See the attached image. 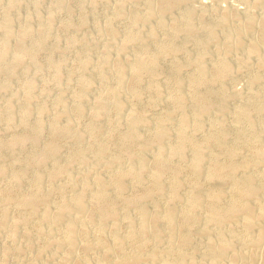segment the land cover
<instances>
[{"label": "bare ground", "instance_id": "bare-ground-1", "mask_svg": "<svg viewBox=\"0 0 264 264\" xmlns=\"http://www.w3.org/2000/svg\"><path fill=\"white\" fill-rule=\"evenodd\" d=\"M8 1L10 2L4 9V12L0 14V33L2 34V37L0 36L1 37L0 73H4L6 76L3 79L2 85L7 80H10V78L14 76L16 72L18 71L20 72L25 67H27L26 64L28 63H30V65L28 64V66L31 67V70L33 71V73L35 72L36 75L39 73L41 74V72H43L44 70L46 71L52 70L56 75L53 80L54 85H60L61 83L64 84L65 82L69 83V80L73 78L70 75L72 72L69 73V75L65 76L64 78L62 77L63 78L62 81L57 78L58 69L64 64V62H66L67 60L66 56L60 55L56 59L51 58L47 62L45 61L46 63L44 62L43 63L44 65L43 64L37 65L36 62L34 61L35 56H37L38 53H41L43 50H45L46 39L50 38L53 41V45H52L53 47L59 46L57 42L58 39L55 34L57 33L55 31L56 29L55 30L53 29L55 26L52 27L50 25V21H51L52 11L55 10L54 8L60 5V2L62 0H51V2L49 1L50 3L46 8V10H44V12L40 14H36L32 12L31 8L37 4L36 2L33 3V5L26 8L21 14H18V16L22 15V18L24 15V18L22 19L23 21L22 24L19 27H17V29L14 28L15 30L12 29V21L14 20L16 15L15 16L13 15L14 17L12 16V14L15 13V11L11 14L10 12L12 11H10L11 10L10 6L17 3L19 0H8ZM87 1L90 2L92 0H83V1L79 0V3L77 4L78 6L76 7L75 10L76 14L80 17L79 19L81 24L84 23L83 11L85 9ZM123 1L124 0H116L112 2L113 4L111 5L112 6L111 8L113 9V12L112 13L110 12L111 14L110 13L106 14V17L104 16L102 18L101 21H103L104 19L105 21L104 23L99 20L100 18H98L97 16L98 14L96 15L97 17L92 18L93 24L99 28V34L102 38L104 37L107 40L115 37V33L117 31L116 28L114 27L115 25L113 24V21L117 18L118 14L120 13L117 8V5ZM179 2L181 3L183 1L160 0L157 3V5L155 4V8L149 6V7H145L142 11H137L136 9H132L131 12L129 11L132 15L133 22L131 26L126 27L123 35L121 34L122 38L116 44V47L114 48L115 53L113 54L118 56L121 48H124L123 46H125V44L128 45L133 44V46L135 44L136 51H134V54L132 55L131 59H129L131 61L128 66L126 65L123 66L122 63H124V60L121 58L123 62L119 63L118 61H116L117 59H115L114 61L117 62L116 64H112L113 61L111 59L112 61L111 65H114L113 67H111V65L108 63V57H109L108 54H102L100 56H97V58H94V54H92L93 58L89 56H79V54L76 55L79 60V61L77 60V62H79L78 64L79 67H78V71H76L77 74L76 76H78L79 79H78V88L75 89L76 91L74 92L72 98H79V97L82 98L83 93L85 92L84 91L85 86L90 84L89 80L91 81V79H89L86 75H84V69L87 68V65L90 64L92 65V67L95 66L96 70H98V72L101 73L100 77H98L97 75L99 73L95 74V76L101 79L100 82L101 87L100 84L98 83L100 88L104 89L108 86L107 84L109 83L105 81L108 80L109 78L110 80L112 79L115 81V86L111 87L108 93L110 94L111 97L110 102L114 106V109H118L123 101L119 87L120 85H122L123 83L122 80L127 73H130V75H133L134 77H132V79L130 78L131 81L129 80L130 82L128 83V85H124V86L125 87L127 86L128 88L126 89L127 91L129 90V92L131 93L136 92L137 90L136 88L139 83V77L137 76H139L141 72L142 73L145 72L148 74L153 73V71H155L156 68L158 67L157 59L160 53L161 54L167 53L171 55L180 52L186 53L187 49L185 48V41L186 40L189 41V39L192 40L193 43L195 42L197 45L196 48L197 51L195 55H193V58H191V60H189L188 62L194 68V73L192 71L193 74L192 76L190 75V77L195 82V85L198 86V87L196 86V88L194 87L195 89L191 94V99L193 100L199 97H203L206 99V104L204 102L205 105H203L201 108L196 109L194 107L192 110L193 113L191 115L193 116L200 115L203 112V109L207 108L209 105H212L216 102L218 103L220 98L226 97L227 93H226V88L224 87H218L219 89L217 91H214L212 87H209V86H213V84H210L207 88L200 87V85L203 84L206 79L205 67L203 64L204 62H202V57L205 54L206 44H209V42L212 41L213 39V32L210 29V25L204 21H200L198 25L194 24L190 17V11L188 10L185 11L186 13L184 12V15H182L183 17L181 18L170 17L168 21L164 20L163 18V15L165 13H169L171 8L175 9V7L179 5ZM154 3H152L153 6ZM71 10L68 9L67 14H70ZM61 11L63 12L62 9ZM107 12L109 11L107 10ZM101 14L103 15L104 13H102L101 11L100 17ZM245 15L247 16L243 17V22L240 20L242 23L238 27L236 26L238 29L242 31L247 28L249 20H251L249 14L246 13ZM150 19L152 21L151 26L148 27L147 30L145 31L144 30L140 31L141 28L134 25L138 21L140 22L142 20H146L147 22V20ZM33 21L34 24L36 25V27L34 28L31 26L30 23ZM72 23L73 22H71V20H69L68 18H63L59 22V25L57 26H59V29L60 28L65 29V28H69L72 25ZM100 23L102 26L100 25ZM50 26L55 32L54 31L51 32L52 29L50 30ZM155 29L160 30L159 31L160 34H158L157 36L155 35L154 32ZM262 29L261 30L259 29L258 30L259 32H257L259 36L258 43H255L257 39H255L254 37L253 38L256 41H253V43L249 40L251 43L247 48L248 52H252V54L255 57H257L258 54L262 51V49H264V31ZM167 30H170V32H168ZM235 31L236 32L233 33V36L236 38V41H238L236 37L238 35L237 33L238 31L237 29ZM196 33L200 34V35L198 34L199 37L196 35ZM176 34H180L181 35L180 38L182 39L178 43L175 41V38L173 37V35L176 36ZM231 38H227V40L224 39L226 41L224 42V44L222 43L221 44L226 46L227 48V46H230L233 42H236L233 41L234 39L232 40ZM8 39L13 40V42L11 41L13 44L12 45L9 44L10 47L9 45H7V42L5 41ZM28 39L31 40L30 45L28 43H27L28 45L25 43V41ZM78 41L81 44H86L90 42L89 39L78 38L76 34L70 32V35H68L66 38V42L64 46L65 49L72 48ZM151 42L155 43L156 47L154 48V50H153L154 45L148 44ZM137 44L139 46V47L137 46L138 48L136 47ZM150 45H152L151 48L152 51L148 48V46L150 47ZM217 49L220 50V54L218 52L219 57L217 56L218 58L216 60L217 73L214 77L215 82L216 81L219 82L224 77L230 75L232 71V66H231L232 64H230L226 56H224L223 53L224 49L221 46L217 47L216 50ZM108 53L110 54V52ZM85 55L87 54L85 53ZM244 57L243 58L240 57L242 59H239L238 61L239 63H241L243 67L248 65L247 64L248 61L246 62V59H244ZM185 63L183 61L181 63H176L173 69L175 68L180 69V67L186 65ZM255 65H257L258 68L262 67L263 65L262 60L257 58ZM87 75L89 76V73H87ZM31 77H28V79L26 78L27 80H25L26 82H24L25 93L24 94L21 93L24 97L22 96L23 98L22 101L18 103L17 107H15V108L19 107L18 108L19 110L21 108L22 112L19 111V113L21 114L19 115L18 122L15 121L14 119V121L17 122V124L15 130L13 131V133H11L13 136L12 140L7 143L2 142V137L0 136V157L1 156L7 157L8 155L15 154V151L21 152L22 155L30 152L33 153L35 148H37L35 147L37 146L36 145L37 141L40 140V136L41 134H43L42 133L43 130H45L44 129L45 127L42 125L40 121V116L43 114V112L47 108L46 106H49V104L46 106L43 105H38L37 107L34 106L35 109L32 108V112L33 111L35 112L36 117L34 116L33 113L32 114L34 116L33 119L35 118L34 121L29 120L30 115L28 114V112L30 109L26 106H29L28 104L29 99L35 95L32 94V90L35 88L34 87L35 79L33 80ZM127 78L128 77H126V79ZM51 79L52 78H50V81ZM40 82L41 81H39V84ZM39 84L37 83L38 86ZM173 84L171 85V87H168L170 90H173L174 87ZM149 85H151L152 89L156 90L157 87L156 82L151 81ZM139 86H141V84ZM0 87H1V83H0ZM250 87H247L244 91L245 94L249 96L248 97L249 100L247 102L234 106L235 107L234 111L232 110L233 116L231 119V123L229 125L232 124L236 128L240 127L239 129H241V126L243 127L241 131L237 133L235 131L236 134L234 140H232L230 143H227L225 141V136L228 132L223 128H221L222 126L218 127L216 120H211L206 128H203V125L201 126L199 122H198L199 124L195 123L196 132L202 131V133L204 132L205 134L204 136L205 139L203 138L204 140L201 141L200 145L202 144L203 147L211 144V146L213 147V149L210 150L209 148L207 149L206 146L207 151L205 152L202 150L203 148H201L200 146L198 145L194 146L193 138L191 139L188 138L186 140L180 138V140H178L175 144L173 143L170 144L166 138L167 136L165 135L167 133L166 130H165V134L163 133L164 130L161 131V134L158 131L160 135L158 134L154 138L149 139V141L150 140H152V142L154 141L153 149H155L156 152L154 162L152 163L153 167L150 166L151 169H147L144 162L142 161L141 156L138 155L139 152L137 154L136 152L137 150H134L133 148L135 142L142 138L143 131L140 132L141 131L140 128L142 126L143 127L145 126V118L143 115L144 113H142V111L141 112L136 111L137 109L131 112L128 111L126 117L123 118V121L126 124V128H125L126 132L124 133V135L122 136L120 135V137H118L119 136L118 135L115 140L113 138H110L111 134L109 133L110 131L108 129H104V131H101L99 126H97L96 124H92L91 127H89V129L86 130L88 132V135H90L91 138H96V136L98 137L99 135L101 136L99 140L96 139L91 141V143L88 144V147H86L87 149H91V151L93 152L91 156V160L93 163L94 162H96L97 164L105 163L106 165L110 164L111 166L112 163H116L121 158V154H122L121 150H128V152L125 153L127 154V157H129V161H127V164L122 168V170H120L121 168L120 169L112 168L111 172L115 176V180L113 182H109L108 180L103 179L104 177L103 178L99 177L97 175L98 173L96 174V172H94L93 166L95 165L91 163L89 166H87V168L84 171L80 173L79 177L72 178V175L69 172V165L73 162L76 163L77 161H80L82 159L81 153L74 154L66 161V163L63 164L58 163L57 164L58 167L52 170L51 172L49 170V173H47L45 176L43 175L44 177H42L37 170L35 171V169H37V166L39 164L40 165L43 164L44 160L50 159L54 161V159L59 156L61 148L55 145L54 140H57L58 138L70 139L71 143L75 145L74 148L80 145L81 137H79L77 133L78 129L76 130L75 128H73L72 124L74 123L72 121L81 117L83 113V109L77 106L76 104H74L73 106H69V105L67 106L68 102H66L63 96L60 94L54 96L55 97V98L53 97L54 101L53 99L52 100L50 99V101H53V103L52 105L49 106V109L51 108L53 113V118L51 119L52 122L50 124V130H52L51 133L52 137L50 139V143H48L40 153L35 155L32 161L28 164H23L19 159L21 157L14 158L12 163V168L10 169L9 173L7 172L8 176H5L7 177V181H5V183L3 182L0 184V191L4 193V196L0 198V228L6 222H9V221L5 222L6 217H4L7 212V209H11V211L12 209H14L22 214L17 221L22 225L23 231L27 229L26 224L28 222L30 223L31 221H36L39 227V232L36 236L37 239H39L40 237L44 238L47 234H49L51 230L55 229V227L57 230L58 224L61 223L62 225L60 226L61 227L60 242L61 245L64 244L67 247V249H65L64 252L58 251L61 253L62 256L58 254L61 256L60 259L58 258L59 256L58 257L56 256L59 259V260L57 259L56 264H62L63 262L65 263L72 257V256L70 257L69 255V249L71 248V245L74 244V242H76L77 240L80 242V245L78 246H80L82 252H89L91 250L93 252V249H97V248L104 249L109 253L111 251L113 252V253L111 252L114 256V258L112 259L114 260L113 262L111 261L109 262L106 260L108 259L107 258L109 256L108 255L106 259H102L98 257L95 259V261L93 259V262L87 259L83 262L84 264H191L195 261L194 260L195 254L193 247L196 246L199 247V245L204 247V250L202 249L203 250L202 256L204 255L208 259L212 260L216 258L218 259L221 256H224L226 252H229L230 248L233 246L232 242H235L234 240H239L240 243L242 242L241 244L245 243L249 246H258L259 244L260 245L263 244L264 232L262 230L264 229V227L261 228L260 225L262 226L264 225V196L262 195L263 197L260 198L259 192L260 193L262 192V194H264V168L263 170L259 171L261 169L259 165L260 167V169H258L259 172H255V171L250 172L248 171L249 169L248 170L246 169V167L248 165L257 166L263 161L264 158V151L261 152V151L253 150L254 147H257L256 145H259V143L262 141L261 131H264V104H263L264 102L263 103L260 102V99L258 97V92L253 90L254 88L251 89ZM261 87L263 88V86ZM17 92H21L20 89ZM17 92L3 96L4 98L6 97L4 101L6 102L14 97L19 96L20 93L18 94ZM36 92L39 93V90H37ZM36 98L37 97H35V99ZM85 101L84 103H86ZM175 101L177 102L180 111V118H179V123L177 125L178 126L177 132L178 135L181 136L184 133L185 129L187 128V124H188L187 119H189L187 114L189 113L186 112L187 110L181 103L182 100L178 95L175 97ZM105 103L97 101L96 103L92 104L93 107L90 108L89 110H91L93 119H96L99 115L105 112L107 108L106 104L108 102L106 104ZM251 112L254 113L253 116L256 114V116L258 115V117L262 119L263 122L262 128L257 127L256 123L254 124V122L251 120ZM14 113H16L14 110L11 109L5 110L0 115V121H3L5 123L11 122L13 118L18 115ZM117 117H111V123L114 126V128H116V132L119 125L121 124V120ZM165 120L166 119L164 118L162 122H164ZM227 126L226 129L228 128ZM229 132H231L230 134H232L233 131L229 130ZM115 133L113 132L112 135ZM117 133L122 134L121 132H117ZM111 139H113L112 143H111ZM160 140H163V142L160 143L161 145L159 146V144L157 143H159ZM240 141L242 142V146L240 145L241 144ZM81 142L82 144L84 143L83 141ZM110 143H111V147L108 146V144ZM146 144L149 145L150 143L146 141ZM166 148L169 149L168 157L171 159L177 158L175 160L178 161L180 158L184 157L183 153L185 150H187L185 148H191L193 153L192 157L190 158V161L188 162V166L185 167L188 169V172H186V176H188L191 183L189 187L185 190V192H183L182 195L180 196H178L179 193L177 194V188L180 186V183L178 181L179 178L178 180L176 179V174L178 173L176 172L173 173L170 181H168L169 183L167 186L165 183L166 187L163 186L164 184L161 183L163 181H160L162 177L161 175L163 174L162 171L163 168H161L162 166H160L158 160L165 153L164 151H167ZM219 149L225 151L226 153L225 160L219 163L214 160L215 157H211L213 160L211 161L208 170L202 171V169H200L201 166L200 163L203 155L206 152L209 151L215 152L216 150ZM248 152L251 154H249ZM164 155L165 157H167L166 153ZM241 155H243L244 157L246 156L245 159L247 161L246 160L245 161L242 160L239 162L236 161L238 157H241ZM12 157H16V156L13 155ZM56 161L57 160H55V162ZM251 170H253V168H251ZM3 172H4L3 167L0 165V176L3 174ZM59 175H62L63 178L58 182H54V180ZM89 175H91L93 179L89 178ZM144 176L145 177L147 176L148 187L144 189V192L141 193L140 196L138 195V197L125 198L123 200L119 199L122 196L125 186L128 187L130 184L131 188L132 187L140 188L139 186L143 182L142 179ZM18 179H23V181L27 180L29 185L28 190L27 189L25 190L23 188L24 186L26 187V184L25 185L23 184L24 185L23 187L21 185L19 186V184L17 183H16L17 185H15V182ZM125 181H128L129 184L125 185L124 184ZM224 184L225 186L227 185V189H228V196L226 200L223 199L225 196L223 191L220 189L221 185ZM90 185L91 187L93 186V188H92V193L91 194L89 193L88 195L86 192H88V188ZM70 188H75V189H73V193L71 195L69 194V196H66L65 192ZM199 188L202 189H200L199 191ZM3 193H0V195ZM85 193L88 196H90L88 197L90 201L91 199H96L98 201H101L102 203L109 202L110 204L107 203L109 205L101 206L95 211H92L93 209L87 207L85 203L86 201L87 202L89 201L88 199H86L85 201L84 199V196L86 195ZM52 194L53 195L57 194L58 196L56 201H52L54 203L49 202L48 199V197ZM161 194L165 195L167 199V201L165 202L166 205L163 207V209H161L160 206L156 207L155 203L154 205L153 204L149 205V207L153 208L154 210L153 211L154 213L151 216L150 214L147 213V209H146L147 205H145V202H148L149 200L154 199L156 195H161ZM202 199L204 200V204L200 203V200ZM222 200H224V202ZM173 202H175L177 204V207L181 208L182 210L181 211L182 216L178 222L176 221V223L173 222L174 219L173 217L176 216L175 215L176 210L172 207L173 205L171 206V203ZM203 208L205 215L199 221V219L198 220L196 219L195 215H197L196 213L198 211L203 210ZM91 216H95V219L93 221L94 227H92V229L91 228L89 229L87 228L88 226L86 227L84 226L83 220L88 219ZM238 222L241 228V230L240 229L238 230L242 231V235L239 237L237 235V227H232V226L230 227V225L232 224L235 225L236 223L238 224ZM120 223L121 224L124 223L125 226V230L122 233L118 231V226ZM86 224L88 223H85V225ZM88 225H91V222ZM18 228L19 227H17V229ZM4 230H5L4 232L7 233L6 236L11 237L13 232L15 231V223L9 224L7 227H5ZM252 230H254L255 233H253ZM194 231H197L199 235L201 234L200 236L202 237L199 238L200 236L199 237L195 236V238L198 237L199 239L197 240L194 239L193 236ZM96 235L97 237H95ZM6 236L5 239H7ZM14 239L16 238L14 237ZM137 239L139 240L141 239V242L140 243L137 242L138 243L137 245L130 246V244H133L132 242H135ZM15 242L17 244V241L14 240V243ZM191 244L193 246H190ZM5 245L8 246L7 243H5ZM9 247L11 246H8L7 248ZM51 247L56 248L58 246L57 244H54L50 240L43 242L42 245H39L36 248V251L33 250L35 251V254H34V259L32 258L33 260L31 261H33L35 264V259L41 255L42 251L45 249L46 250L52 249ZM7 248L5 249V251L7 250ZM238 256L244 261V264H253L255 260H260L261 262L260 264H264V248L258 253L249 250L248 252H243L239 255H236V257ZM3 263H6V261L3 262V260L0 259V264ZM44 264H47V262Z\"/></svg>", "mask_w": 264, "mask_h": 264}, {"label": "rangeland", "instance_id": "rangeland-1", "mask_svg": "<svg viewBox=\"0 0 264 264\" xmlns=\"http://www.w3.org/2000/svg\"><path fill=\"white\" fill-rule=\"evenodd\" d=\"M49 1L51 2V0H19L17 3L10 6V9H11L10 11H12L10 13L12 14L14 11L16 13V14L15 13L12 14V16L16 15L14 20L12 21V29L13 30L17 29V27H19L23 22L22 19L24 18V15L22 18V15L18 16V14H21L26 8L30 7L35 2L37 4L31 8L32 12H34L36 14L43 13L44 10H46V8L48 7V5L50 3ZM113 1H116V0H92L90 2L87 1V4H86L87 7L85 6V9L83 11V19H84L83 24L80 23V19H79L80 17L76 14V11H75L76 7L78 6L77 4L79 3V0H75V1L74 0H62L60 2V5L57 6L56 8H54L56 11L55 10H53L54 12L52 11L50 25L52 27L55 26L53 29L54 30L56 29L55 31L59 34L58 35L57 33H55L57 36V39H58L57 42H58L59 46L53 47L52 46L53 41L50 38L46 39L45 40V50H43L41 53H38L37 56H35L34 61L36 62L37 65H41L45 61L47 62L51 58L56 59L60 55L66 56L67 57L66 62H64V64L58 69L57 78L62 81V79L65 76L69 75V73L72 72L70 75L73 78L71 80H69V83L68 82L67 83L65 82L64 84L61 83L62 86H61V84L60 85H54L53 80H54V77L56 75L52 70H47V71L44 70L43 72H41V74L39 73L40 75L39 74L36 75V73L35 72L33 73V71L31 70V67L28 66V64L30 65V63L26 64L27 67H25L22 71L16 72V74L14 76H12L10 78V80H7L3 85H2V82L6 76L4 73H0V83H1V87H0V95H1L0 96V112L1 113H0V115L2 114V112H4L7 109L14 110L16 112L14 114H16V115L18 114L17 116L14 115L16 118L14 117L13 120L9 123H7V122L5 123L3 121H0V136L2 137V142H5V143L10 142L13 138L11 133H13V131L16 128V124L18 122L19 115L21 114V113H19V111L22 112L21 108L19 110L18 109L19 107L18 108H15V107H17L18 103H20L23 99L22 94L25 93V89H24L25 83L24 82H26L25 80H27L28 77L32 76L31 78L33 80L34 79L37 80V81L34 80V83H35L34 87L35 88L32 90V94L33 95L35 94L36 96L34 95L32 98H30L29 103H28L29 106H26L30 109L28 112V114L30 115L29 116L30 121H34L35 118L33 119V117L34 116L36 117L35 112L34 111L32 112V108L35 109V107H37L38 105H43V106H46L48 104H49V106L52 105L54 98H55L54 96H57L59 94L63 96V98L66 100V102H68L67 106L68 105L73 106L74 104H76L77 106H79L83 109L84 114L82 113V115H84V116L81 115L80 118L74 120L75 122L72 121L74 123V124H72V126L76 130L78 129L77 133H78L79 137H81L80 140L83 141L85 144L84 143L82 144V142L80 141V145L81 144L82 145L76 146L74 148L75 145H73L71 143L70 139L58 138L57 140H54L55 145H57V147H60L61 151L59 153V156L57 157L58 159L55 158L54 161H52L50 159L49 160L46 159L47 161L44 160V162H43L44 165L39 164L37 166V169H35V171L37 170L42 177H44L47 173H49V170L51 172L52 170L56 169L58 167L57 166L58 163L59 164L66 163V161L71 156H73L76 153H81L82 159L80 161H77V162L75 161L76 163L73 162L69 165V172L72 175V178L73 177L74 178L79 177L80 173L82 171H84L87 168V166H89L91 163V164L95 165V166H93L94 172H96V174L98 173L97 175L99 177H101V178L104 177L103 179L108 180L109 182H113L115 180V176L111 172L112 168L113 169H115V168L120 169L121 168L120 170H122V168L127 164V161H129V157H127V154H126L128 152V150H121L122 151L121 158H120L121 160L119 159V161H117L118 163L117 162L112 163L111 166H110V164L106 165L105 163L104 164L103 163L97 164L96 162L93 163L91 160V156H92L93 152L91 151V149H87L86 147H88V144H90L91 141L96 140V139L99 140L101 138V136L99 135L98 137L96 136V138H91L90 135H88V132L86 130L89 129V127H91L92 124H96L97 126H99L101 131H104V129H108L110 131L109 133L111 134L110 138H113L115 140L118 135H119L118 137H120V135L122 136L126 132V129H125L126 124L123 121V118L126 117L128 111L131 112V111L137 109L136 111H140V112L142 111V113H144L143 115L145 118V126L144 127L142 126L140 128V130H141L140 132L143 131V134L141 133L142 138L135 142V144L133 145V148H134V150H137L136 151L137 154L139 152L138 155L141 156L142 161L144 162L147 169H151V167H153L152 163L154 162L156 152H155V149H153L154 148V141L153 142H152V140L149 141V139H152L155 136H157L159 134V132L161 134L162 130H164L163 131L164 134H165V130H166L167 133L165 135L167 136L166 138L170 144H172V143L175 144L178 140H180V138H183L185 140L188 138L189 139L193 138L194 146H197V145L200 146L201 148H203L202 150L205 152V151H207L208 148L210 150H212L213 147L211 146V144L206 145L207 146V149H206V146L202 147V144L200 145L201 141L205 139V137H204L205 134H204V132L202 133V131L196 132V128H195L196 124L195 123H197V124L200 123L201 126L203 125V128H206L209 125L211 120H216L218 127L222 126L221 128H223L224 130H226L228 132L225 136V141L227 143H230L232 140H234L235 134L237 132L241 131L243 128L242 126H241V129H239L240 127L239 128L237 127L239 129L238 130L235 126H233L232 124L231 125H229V124L231 123V119L233 116L232 112L234 111V108H235L234 106L241 104V103H244V102H247L249 100V98H248L249 96H247L244 92L245 89L247 87H250V86H251L250 87L251 89L254 88L253 90L258 92V97L260 99V102H262V103L264 102V92H263L264 91V49H262V51L258 54L257 57H255L252 54V52H248V49H247L251 42L253 43V41H256L255 39H257V41L255 43H258V40H259V38H258L259 36L257 33V32H259L258 30L259 29L261 30L263 28L262 30L264 31V0H181L183 2H181V3L179 2V5H177V7H175V9L171 8L172 11L170 10L169 13H165L163 15L164 20L168 21V19L170 17H174V18L175 17H177V18L183 17L182 15H184V12L188 10V11H190V17H191V20L194 24L198 25V23L200 21H204L210 25V29L213 32V39H212V41H210L211 43L209 42V44H206L205 54L202 57V62H204L203 64L205 67V74H206L207 81L205 79V82L203 84H201L200 87H203V88L206 87L207 88L210 84H213V86H209V87H212L214 89V91H217L219 89L218 87H224V88H226L227 96L224 97L225 99L220 98L218 103L216 102L212 105H209L207 108L203 109V112L200 115H196V116L191 115L193 113L192 110L194 107L197 109V108H201L203 105L206 104V99L203 97L195 98L193 100L191 99V94L193 93V91L197 85H195V82L190 77V75L192 76V74L194 73V68L188 62H189V60H191V58H193V55H195V53L197 51L196 50L197 45L195 42H194L195 43L194 44L193 41L190 39H189V41H187V40L185 41V48L187 49L186 53L180 52L177 54L175 53L173 55L167 54V53H162V54L160 53L158 56V59H157L158 67L156 68V70L153 71V73H149V74L145 73V72H143V73L141 72L142 75L140 73V75L137 76V77H139V83L137 85L136 92L131 93V92H129V90L128 91L126 90V89H128L127 86L126 87L124 86V85H128V83L131 81L130 78L132 79V77H134L133 75H130V73H127L125 76L128 77L127 78L128 81H127L126 77L124 76V78L122 80L123 83L119 87L120 94L122 95L123 101H122V104L119 106L118 109H114V106L110 102V100H111L110 94L108 93L109 89L111 87L115 86V81L112 79L110 80V78H109L108 80L105 81V82L109 83V84H107L108 86L104 89L100 88L101 87V83H100L101 79L98 77H100L101 73H99L98 70H96L95 66L92 67V65H90V64L87 65V68L84 69V75H86L89 79H91V81L89 80L90 84L85 86V89H84L85 92L83 93L82 98H80V97L79 98H72L74 92L76 91L75 89L78 88V79H79V77L76 76L77 75L76 71H78V67H79V65H78L79 62H77L78 58L76 55L79 54V56H89V57L93 58L92 54H94V58H97V56H100L102 54H108L109 55L108 63L110 65H111L112 61H113L112 64H116L117 63L116 61H118L119 63H122L124 60V63H122L123 66L124 65L128 66L130 61H131L129 59H131L132 55L134 54V51H136L135 44H134V46H133V44H131L132 46L130 44L129 45L125 44V46H123L124 48H121L118 56L113 55V54L115 53L114 48L116 47V44L122 38L121 34L123 35L126 27L131 26V24L133 22L132 15L130 12L132 9H136L137 11H142L145 7H149V6L155 8V4L157 5V3L160 0H148V1H145V0H136L135 1V0H133L134 2L132 0H124L123 2L118 4L117 8H118L120 13L118 14L117 18L113 21V24L115 25L114 27L116 28L117 32L115 31L116 32L115 37L110 38L111 40L110 39L106 40V38H104V37L102 38L100 36L99 28L93 24L92 18L98 16V18H100L99 20L101 21L104 16L106 17V14H109L110 12L112 13L113 9L111 8L112 7L111 5L113 4L112 3ZM9 2L10 1H8V0H0V11H1L0 14H2V12H4V9L6 8V6L8 5ZM152 3H154V6ZM63 7H64V9H63ZM71 8L75 13L71 10ZM61 9L63 10V12L61 11ZM68 9L71 10L70 14H67ZM107 10L109 12H107ZM101 11L104 14L103 15L101 14V17H100ZM246 13L250 15L251 20H249L247 28L242 31V30L238 29L237 27L243 22V17L247 16V15H245ZM65 14H66V16H65ZM63 18H68L73 23L69 28H65V29L60 28L59 29V26H57V25H59V22ZM19 20H20V23H19ZM143 21H144V23H143ZM75 22H76V24H75ZM101 22L104 23L105 22L104 19ZM30 23H31V26L33 28L36 27V25L34 24V21L30 22ZM151 23H152V21L150 19V20H147V22H146V20H142L140 22L138 21L134 25L141 28L140 31H143V30L145 31V30H147L148 27L151 26ZM138 24H140V25H138ZM33 25H35V26H33ZM100 25H101V23H100ZM51 26H50V30L52 29ZM53 29L51 30V32L54 31ZM236 29L238 31L237 32L238 35L236 36L238 41H236V38L233 36V33L236 32L235 31ZM58 30H60L61 32ZM96 31H97V33H96ZM159 31H160L159 29L154 30L156 36L158 34H160ZM167 31L170 32V30H167ZM70 32L76 34L78 36V38H87L90 40V42H88L86 44H81L78 41L72 48L65 49L64 46H65L66 38L68 35H70ZM75 32H77V33H75ZM157 32H159V33H157ZM198 34L196 33V35L199 37L200 34L199 35ZM179 35L180 34H176V36L173 35V37L175 38V41L177 43L182 40L180 38L181 35L180 36ZM0 36L2 37L1 33H0ZM1 37H0V39H1ZM227 38H231L232 40L234 39L233 41H236V42H233L230 46H227V48H226V46H224L222 44H224V42L227 40ZM224 39H226V40H224ZM5 41L7 42V45L13 44L12 39H8ZM25 43L26 44L28 43L30 45L31 40L28 39L25 41ZM148 44L154 45L153 50L156 47L155 43H153V42L148 43ZM10 45H9V47H10ZM152 45H150V47L148 46V48L150 50L152 48ZM137 46H138V44L136 45V47ZM219 46H221L224 49V52H223L224 56H226V58L228 59V62L230 64H232L231 65L232 71H231L230 75L224 77L219 82H217V81L215 82L214 77L217 73L216 60L220 54V50H218V49L216 50V48ZM25 47H27V46H25ZM122 49H124V50H122ZM216 51H217V53H216ZM108 52H110V54ZM218 52H219V54H218ZM85 53L87 55H85ZM121 54H122V56H121ZM112 55H113V57H112ZM118 57H119V59H118ZM240 57H242V58L244 57V59H246V62L248 61L247 62L248 65L243 67L241 65V63L238 62L239 59H242ZM121 58L123 60H121ZM255 58L262 60V62H263L262 67L258 68L257 65H255V62H256ZM111 59H112V61H111ZM115 59H117V60L114 61ZM182 61L184 63L187 62V63H185L186 65H184L183 67H180V69H176V68L173 69L176 63H181ZM27 62H25V63H27ZM113 66L114 65H111V67H113ZM88 68H90V69H88ZM73 70H74V72H73ZM192 71H193V73H192ZM24 72H25V74H24ZM87 73H89L90 77L87 75ZM97 73H99V74H97ZM95 74H97L98 77L95 76ZM128 75H130V76H128ZM50 78H52L51 81H50ZM43 80H45V81H43ZM125 80H126V83H125ZM39 81L42 82V83L40 82V84L42 86L39 84ZM149 81L150 82L151 81L156 82L157 93H156V90L152 89L151 85H149L150 84ZM37 83L39 84V86L37 85ZM98 83L100 84V87H99ZM65 84H67V85H65ZM140 84H141V86H139ZM172 84L174 87H173V90H170L168 87H171ZM261 86H263V88ZM22 87H23V89H22ZM42 87H44V88H42ZM57 87H59V88H57ZM97 87H98V89H97ZM19 89L21 92H17ZM36 89L39 90V93L36 92L37 91ZM262 89H263V91H262ZM173 91H175V92H173ZM16 92L18 94L19 93L20 94L22 93V94L21 95L19 94V96H17L18 98L14 97L9 101H6V102L4 101L6 97L4 98L3 96H5L7 94H11V93H16ZM135 94H137V95H135ZM237 94H238V96H237ZM177 95L183 101V102L181 101V103L183 104V106L187 110V111L186 110L185 111L187 113H189V114H187L189 117V119H187L188 120L187 128L185 129L184 133L181 136L178 135V132H177V129H178L177 125L179 123V118H180L179 107H178L177 102L175 101V97ZM181 96H182V98H181ZM35 97H37V98L35 99ZM50 99L51 100L53 99V101H50ZM84 101L86 103H84ZM97 101H100L103 103L108 102L107 104L105 103L107 105V108H106L105 112L102 113L103 115L101 114L96 119H93L91 110H89V109L92 108L93 107L92 104L96 103ZM204 102H205V104H204ZM37 103H39V104H37ZM30 106H31V108H30ZM49 106H46L47 111L45 110L43 112V114L40 116V121H41L42 125L45 127L44 129L46 131L43 130V132H42L43 134H41L40 140L37 141V144H36L37 146H35L37 148H35L34 152L33 153H31V152L26 153L27 155L24 154L25 155L24 156V155H22L21 152L15 151L16 155L12 154V155H8V156L6 155L7 157H5V156L0 157V159H1L0 165L3 167V170L5 172V173L3 172V174L0 176L1 177L0 178V184L3 182L5 183V181H7V177H5V176H8V173H9L10 169L12 168V163H13L14 158L21 157V158H19L21 160V162L23 164H28L32 161V159L34 158L35 155L40 153L45 148V146L48 143H50V139L52 137V134H51L52 130H50V124L52 122L51 119L53 118V113H52L51 108L49 109ZM5 108H7V109H5ZM231 108H233V109H231ZM85 110H86V112H85ZM117 112H118V115H117ZM33 113H34V116L32 115ZM253 114L254 113L251 112V120L254 122V124L256 123L257 127L262 128V125H263L262 119H260V117H258V115L256 116V114L253 116ZM120 115L122 116V119H121ZM111 117H117L121 120V124L119 125L117 132H121L122 134L116 132V128H114V126L111 123ZM164 118L166 120L164 122H162V120ZM14 119L17 122H15ZM47 120H48V122H47ZM60 122H61V120H60ZM227 123H228V126H227ZM75 125H76V127H75ZM226 126L229 129L228 128L226 129ZM9 128H10V130H9ZM229 130L233 131L232 134H230L231 132H229ZM78 131H80V132H78ZM147 131H148V133H147ZM235 131H236V133H235ZM113 132L114 133L116 132L117 134L115 133L112 135ZM5 133H7V134H5ZM261 134H262L261 135L262 141L259 143V145H256L257 147H254V149H253L254 151H261V152L264 151V131H261ZM32 135H33V133H32ZM86 139L88 140V142ZM113 139H111V143L113 142ZM240 140H242V139H240ZM146 141L150 144L151 143H153V144H151V146H150V144L147 145ZM162 142H163V140H160L159 143H157V144H159V146H160L161 145L160 143H162ZM111 143L108 144L109 147H111ZM240 143H241L240 145L242 146L241 141H240ZM26 148H28V147H26ZM86 149H87V151H86ZM185 149H187V150H185L183 153L184 157L182 156L183 158H180L179 161L175 160L177 158L171 159L168 157L169 149H167V148H166L167 151H164L166 153L167 157H165V155H164L165 153L163 152L164 154L160 158L161 161H160V159L158 160V163L160 164V166H162L161 168H163L162 169L163 174L161 175L162 177L160 179V181H163V182H161L162 184H164L163 186H165V183H166V186L168 185V183H169L168 181H170L173 173H175V172L178 173V174H176V179L178 180V178H179L178 181L180 183V186L177 188V194L179 193L178 196L182 195V193L185 192V190L189 187V185L191 183L188 176H186V172H188V169L185 167L188 166V162L190 161V158L192 157L193 153H192L191 148H185ZM190 153H192V154H190ZM224 153H225V151H222V149L216 150L215 152H211V151L206 152L204 154L205 157H204V155L202 157V160L200 163V165H201L200 169H202V171L208 170L210 163L213 160L211 157H215L214 160L216 162H219V163L223 162L225 160V157H226V153L225 154ZM20 154H21V156H20ZM249 154H251V153H249ZM13 155L16 157H12ZM242 156L243 155H241V157H238L236 161H238V162L242 161V160L245 161L246 156L245 157L243 156V158H242ZM162 157H163V159H162ZM135 158H136V156H135ZM55 160H57L56 161L57 163L55 162ZM114 164H116V165H114ZM163 165H165V166H163ZM259 165H260L261 169H260ZM251 168H253V170H251ZM255 168H257V169H255ZM263 168H264V158H263V161L260 164H258L257 166H251V165L249 166L248 165L246 167V169L247 170L249 169L248 171H250V172L251 171L252 172H254V171L259 172V171L263 170ZM258 169H260V170L258 171ZM6 173H7V175H6ZM90 176L91 175H89V178H92V176L91 177ZM3 178H4V180H3ZM57 178L54 180V182H58L59 180H61L63 178V176L59 175ZM22 181H23V179L16 180L15 185L19 184V186L21 185L23 187L26 184V187L24 186L23 188L25 190L26 189L28 190L29 185H28L27 180H24L23 182ZM142 181L143 182L139 186L140 188H133V187L131 188L129 182L125 181L124 184L125 185L129 184V186L127 187L124 185L125 189L122 193L121 198H119V199L123 200L125 198L138 197V195L140 196L141 193L144 192V189H146L148 187L147 176L146 177L144 176ZM143 183H144V185H143ZM91 185L88 188V192H86L88 195H89V193L90 194L92 193L93 186L91 187ZM141 187H143V188H141ZM73 189H75V188L68 189L65 192V195L66 196H69V194L71 195L73 193ZM200 189H202V188H199V191H200ZM220 189L223 191L224 196H225L223 199L226 200L227 196H228L227 185L226 186H225V184L221 185ZM0 193H3V192L0 191ZM259 194H260L259 195L260 198H262L264 196V194H262V192L261 193L259 192ZM86 195L84 196V199H85V201H86V199H88L89 201L88 202L86 201L85 203H86L87 207H89L90 209H93L92 211H95L96 209H98L101 206H106V205L110 204L109 202L102 203L101 201H98L96 199H91V201H90V199L88 198L90 196H88V195L86 196ZM3 196H4V193L0 195V198ZM57 197H58L57 194L50 195L48 197L49 202L54 203L52 201H56ZM164 197H165V195H162V194L156 195L154 197V199H151L148 202H145V205H147L146 206L147 207L146 208L147 213L150 214L151 216L153 215L154 210H153V208L149 207V205H151V204L154 205V203H155L156 207L160 206V208L163 209V207L166 205L165 202L167 201L166 197H165V199H164ZM202 200H200V203L204 204V200H203V202H202ZM224 200H222V201L224 202ZM107 203H109V204H107ZM175 204H176L175 202L171 203V206L173 205L172 207L176 210V212H175L176 216L173 217L174 218L173 222L176 223V221L178 222L182 216V212H181L182 210H181V208L177 207V204L175 206ZM148 209H149V211H148ZM13 210L14 209H12V211H11V209H7V212H6L7 215L5 214V216H4V217H6L5 222L9 221L10 223L6 222L4 225H2L3 228H2V226H1V228L3 230L0 228V245L3 244L0 246V249H2V250H0V254H1L0 256H2V257H0V259H2L3 262L6 261V263H3V264H34V262L31 260L34 259V254H35L36 248L39 245H42L43 242H46L48 240H50L54 244H57L58 247H56V248L51 247L52 249H47V250L45 249L46 251L43 250L45 252L42 251L41 255L35 259V264H40V263L44 264L46 262H47V264H56L57 259L58 258L60 259L62 256L61 253L58 251L64 252V250L67 249V247L64 244L61 245V242H60L61 241V232H60L61 227L60 226L62 224L61 223L58 224L59 227L57 226V230L55 227V229L51 230L49 232V234H47L46 236L44 235L45 239L43 237L42 238L38 237L40 239V241H39V239L36 238V236L39 232V227H38V224L36 223V221H31L30 223L28 222L29 224L28 223H27L28 225L26 224L27 229H25L23 231L22 225L17 221L19 219V217H21L22 214L20 212H17L16 210H14V211ZM9 212H10V214H9ZM180 213H181V215H180ZM196 214H197V215H195L196 219L197 220L199 219V221H200L202 219V217L205 215L204 214V208H203V210L198 211ZM94 219H95V216H91L88 219H84L83 220L84 226L85 227L88 226L87 228L92 229V227H94V225H93ZM89 221L91 222V225H88V224H90ZM11 223H15V231L13 232L11 237H8V236H6L7 233L4 232L5 231L4 229H5V227H7ZM85 223H88V224L85 225ZM122 224L120 223L118 226V231L120 233L124 232V230H125L124 223H122ZM260 224H261V222H260ZM262 224H263V222H262ZM235 225L232 224V225H230V227L231 226L237 227V235L239 237L242 235V231L238 230V229L241 230L239 222H238V224L236 223ZM238 226H239V228H238ZM17 227H19L18 229L21 232L17 229ZM260 227L263 228L264 225L263 226L260 225ZM52 231H54V232H52ZM262 231L264 232V229ZM194 232H193L194 239L197 240V239L202 237V236H200L201 234L199 235V233L197 231H194ZM252 232L255 233L254 230H252ZM4 235L6 236L7 239H5ZM195 236H198V237L200 236V237L195 238ZM14 237L16 239H14ZM95 237H97V235ZM14 240L17 241V244H16V242L14 243ZM9 241H11V242H9ZM234 241L235 242H232L233 246L230 248L229 252L225 253L226 255L224 254V256H221L220 258H218V259L216 258V259H212V260L208 259L204 255L202 256V254H203L202 251L204 250L203 246L199 245V247H197V246L193 247L194 254H195V256H194L195 261L191 264H244V261L239 256L236 257V255H239L243 252H248L249 250H251L255 253H258L259 251H261L264 248V243L261 245L259 244L258 246H249L245 243L241 244L242 242L240 243L239 240H234ZM137 242L140 243L141 239L140 240L137 239L135 242H132L133 244H130V246L131 245H137L138 244ZM236 242H237V244H236ZM5 243H7L8 246H11V247L7 248L8 246H6ZM14 245H15V247H14ZM78 245H80V242L78 240L76 242H74V244L71 245V248L69 249V255H70V257L71 256L72 257L68 261H66L65 263L63 262L64 264H84L83 262L87 259H89V261L93 262V259L95 261V259L98 257L102 258V259H106V257L108 255L110 257L108 256L107 257L108 259H106V260L109 262L114 261V260H112L114 258L112 251H111L112 253L111 252L109 253L108 251H106L104 249L97 248V249H93V252H92V250L89 251L90 253L89 252H82L80 249V246H78ZM190 246H193V245L191 244ZM5 247L7 248L6 251H5V249H6ZM252 248H253V250H252ZM12 250H13V253H12ZM33 250H35V251H33ZM54 250H56V251H54ZM52 251H54V252H52ZM103 252H104V254H103ZM58 254H60L61 256ZM234 254H235V256H234ZM56 256L57 257L59 256V257L57 258ZM260 263H261L260 260H255V262L253 264H260Z\"/></svg>", "mask_w": 264, "mask_h": 264}]
</instances>
